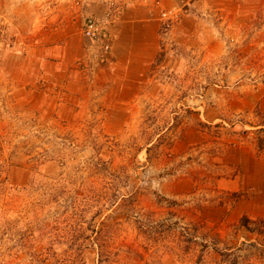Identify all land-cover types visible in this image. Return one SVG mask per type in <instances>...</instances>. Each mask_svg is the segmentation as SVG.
I'll return each mask as SVG.
<instances>
[{
    "label": "rangeland",
    "instance_id": "1",
    "mask_svg": "<svg viewBox=\"0 0 264 264\" xmlns=\"http://www.w3.org/2000/svg\"><path fill=\"white\" fill-rule=\"evenodd\" d=\"M55 2L0 0V264H264V9L199 5L205 34L173 39L135 105L90 40L84 91L55 104L27 58ZM199 6L162 9L188 10L162 38Z\"/></svg>",
    "mask_w": 264,
    "mask_h": 264
},
{
    "label": "crops",
    "instance_id": "2",
    "mask_svg": "<svg viewBox=\"0 0 264 264\" xmlns=\"http://www.w3.org/2000/svg\"><path fill=\"white\" fill-rule=\"evenodd\" d=\"M55 1L53 14L36 17L29 32L27 58L35 64V70L28 73L36 74L47 83L43 91L56 99L55 104H68L79 99L84 91L82 74L75 68V62L86 55L90 39L83 33V13L70 11L66 2L69 0ZM188 4L243 5V8L251 10L264 9V0H85L87 12L111 13L114 35L112 64L104 71L103 79L109 86L112 102L117 105L138 104L154 81V69L160 58L165 62L171 56L169 49L173 39L178 43L184 41L182 36L195 32L205 34V9L199 6L198 10L202 12L195 16L196 20L193 19L195 17L186 18L170 37L162 38V9ZM190 21L197 23L195 28L186 26ZM63 83L65 90H61L62 96H59L54 87ZM253 218L256 217L248 214L241 226L251 231V225L256 222ZM261 220L264 221L263 218Z\"/></svg>",
    "mask_w": 264,
    "mask_h": 264
},
{
    "label": "built area",
    "instance_id": "3",
    "mask_svg": "<svg viewBox=\"0 0 264 264\" xmlns=\"http://www.w3.org/2000/svg\"><path fill=\"white\" fill-rule=\"evenodd\" d=\"M187 12L188 10L183 8L164 10L161 15L164 29L179 21ZM112 22L111 13H106L103 16L90 15L84 23L83 33L91 40L93 46L99 50V61L101 63L109 61L113 51Z\"/></svg>",
    "mask_w": 264,
    "mask_h": 264
},
{
    "label": "trees",
    "instance_id": "4",
    "mask_svg": "<svg viewBox=\"0 0 264 264\" xmlns=\"http://www.w3.org/2000/svg\"><path fill=\"white\" fill-rule=\"evenodd\" d=\"M259 133H262V135L258 136V145L260 148H264V128H262ZM246 226L248 225L246 224ZM231 264H238V263L234 261Z\"/></svg>",
    "mask_w": 264,
    "mask_h": 264
}]
</instances>
